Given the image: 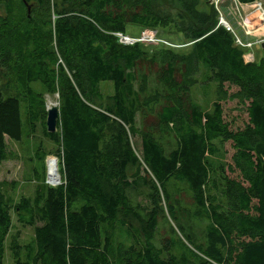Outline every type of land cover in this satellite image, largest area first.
<instances>
[{
  "label": "trees",
  "instance_id": "obj_1",
  "mask_svg": "<svg viewBox=\"0 0 264 264\" xmlns=\"http://www.w3.org/2000/svg\"><path fill=\"white\" fill-rule=\"evenodd\" d=\"M0 7V63L12 61L22 88L0 90V163L5 138L22 139L24 100L25 126L33 132L42 122L61 179L50 187L37 172L33 196L17 202L0 183V264L11 212L34 233L25 246L10 241L15 264H264V55L245 63L209 0H0ZM128 26L165 40L178 35L168 41L185 47L122 45L114 34L127 35ZM201 69L216 86L210 111L190 97ZM32 84L59 96L55 133ZM225 101L246 111L243 128L225 122ZM227 143L230 164L218 162ZM47 156L38 146L36 160ZM141 188L152 205L144 218L129 199ZM184 192L189 208L176 198ZM159 218L171 234L160 246Z\"/></svg>",
  "mask_w": 264,
  "mask_h": 264
},
{
  "label": "rangeland",
  "instance_id": "obj_2",
  "mask_svg": "<svg viewBox=\"0 0 264 264\" xmlns=\"http://www.w3.org/2000/svg\"><path fill=\"white\" fill-rule=\"evenodd\" d=\"M10 1L12 5L16 3L18 0H10ZM160 7L162 8L163 6L160 4ZM5 14H6L5 10L2 7H0V16H2L3 18V16H6ZM144 31H149V29ZM142 32L143 31H140L138 27H134V26H128L126 31L127 35L131 37H137L139 33L141 34ZM159 37L165 40L164 37L162 36ZM178 38H179L178 35H173L168 37V40L169 39L170 41L175 40L176 42V39ZM174 44H176L177 46L178 42ZM153 47H160V46H153ZM162 47L168 48L166 46H162ZM171 50L177 51L179 50V48L178 47L171 48ZM254 55L257 59H259L262 55H264V50H261L259 52H254ZM11 62H12L11 60H7L5 66L1 65L0 63V90L1 91L6 90L7 93L13 95L14 93L20 92L22 88L20 85V81L17 79V75L11 73L10 65H9ZM196 80L197 83L191 89L190 97L192 101L201 105V107L204 110L210 111L211 106L215 101V97H216L215 94L216 86L213 82L207 81L208 73H206L202 69L200 70L199 74L196 76ZM31 86L35 92L42 93L44 100V108L46 113H47L48 102H51L58 107L59 96L57 93H47L38 84H32ZM102 91L104 92L105 95L112 94L111 85L108 84L102 85ZM222 106H223V114H224L225 122L230 124V127L232 129L243 128L248 120L246 111L240 106H238L236 102L225 101L222 103ZM21 113H22V122H23L22 139L20 142H13L8 138H5L7 157L5 161L0 163V183L2 184L1 187L4 190L5 194L7 195V197H9L11 200H14V202H17L19 198L22 196L23 197L33 196L34 190L39 183L36 176L37 172L39 174L40 179L44 174V184H46L47 186L56 187L59 186L61 183V179L59 181L60 167L58 165V159L53 154L54 145L45 137L43 133L42 122L41 121L38 122L37 125H35L36 126L35 130L33 132H29L25 126L26 102L24 100H22L21 102ZM45 122L46 120L44 121V124ZM136 125L137 127H140L139 115H137L136 117ZM131 142L135 145L134 146L135 150L137 151L141 150V141L138 136L131 138ZM173 142H174L173 137H166L161 141V143L165 147H167L168 150L174 147ZM40 145L44 150V152L48 154V156L44 160V163L37 161L35 158L37 148ZM217 146H219L218 143ZM219 148L221 150V153H219L220 156L218 158V162H222V163L226 162L227 164H230L231 156L234 153V151L231 149L230 143L225 144L223 148L222 147ZM223 149L226 150L225 157L222 154ZM47 162L49 163L53 162V164L57 166L56 174L58 176V184L56 186L51 184L47 178V174H48ZM132 173L133 170H129V175H131ZM216 180H217V175H216ZM181 188L182 187H180V189ZM182 189L184 190V188ZM148 193H149L148 189L141 188L140 191L134 192L132 193V195L129 196L130 204H131L130 207L132 208V210L137 212L142 218H144L146 214L152 209V205L150 203ZM176 198L181 200L182 205L185 206L186 208L191 207L192 204L191 200L185 192L180 195H177ZM11 216H12V229L6 241L7 247L4 255L3 264H15L8 249L11 240H16L20 246H25L26 244L32 242L34 236L32 227L22 225V223L18 221L17 216L13 212H11ZM159 219L160 221L156 230L157 235H155L156 238L155 242L158 246H160L161 240L171 237V234L169 232L168 222H165L163 218H159ZM26 255H27L26 252L22 253L21 255L22 263L26 262Z\"/></svg>",
  "mask_w": 264,
  "mask_h": 264
},
{
  "label": "built area",
  "instance_id": "obj_3",
  "mask_svg": "<svg viewBox=\"0 0 264 264\" xmlns=\"http://www.w3.org/2000/svg\"><path fill=\"white\" fill-rule=\"evenodd\" d=\"M209 4L217 12L218 26L232 33L236 44L246 51L243 57L245 63L254 62V48L264 43V2L262 0H254L251 3H240L238 0H209ZM114 35L118 38V42L125 46L139 43L145 46L183 47L159 38L155 31H143L137 37L121 33Z\"/></svg>",
  "mask_w": 264,
  "mask_h": 264
},
{
  "label": "water",
  "instance_id": "obj_4",
  "mask_svg": "<svg viewBox=\"0 0 264 264\" xmlns=\"http://www.w3.org/2000/svg\"><path fill=\"white\" fill-rule=\"evenodd\" d=\"M26 4V2H24ZM29 10V8L27 7ZM256 49H264V43L257 46ZM59 118V110L57 106H53L52 108L47 110V117H46V129L49 133H55L57 127V121Z\"/></svg>",
  "mask_w": 264,
  "mask_h": 264
},
{
  "label": "bare ground",
  "instance_id": "obj_5",
  "mask_svg": "<svg viewBox=\"0 0 264 264\" xmlns=\"http://www.w3.org/2000/svg\"><path fill=\"white\" fill-rule=\"evenodd\" d=\"M144 31V30H143ZM149 31H155V30H149ZM156 33H157V36H158V32L157 31H155ZM230 33V32H229ZM231 35H232V33H230ZM159 37V36H158ZM160 38V37H159ZM162 39V38H161ZM234 41V45L235 46H237L238 48H240L237 44H236V42H235V40H233ZM53 106H56L55 104H53V103H51V102H48V104H47V110L48 109H50V108H52ZM48 164H47V167H48V180H49V182L51 183V184H53V185H57L58 184V176H57V174H56V169H57V166L55 165V164H53V163H50L49 164V162H47ZM59 181H60V178H59Z\"/></svg>",
  "mask_w": 264,
  "mask_h": 264
},
{
  "label": "crops",
  "instance_id": "obj_6",
  "mask_svg": "<svg viewBox=\"0 0 264 264\" xmlns=\"http://www.w3.org/2000/svg\"><path fill=\"white\" fill-rule=\"evenodd\" d=\"M257 48V47H256ZM257 50V49H256Z\"/></svg>",
  "mask_w": 264,
  "mask_h": 264
}]
</instances>
